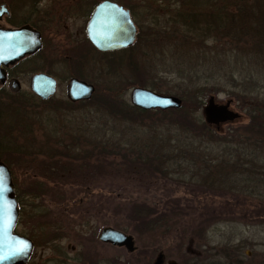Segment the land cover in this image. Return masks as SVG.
I'll return each mask as SVG.
<instances>
[{"label":"rangeland","instance_id":"1","mask_svg":"<svg viewBox=\"0 0 264 264\" xmlns=\"http://www.w3.org/2000/svg\"><path fill=\"white\" fill-rule=\"evenodd\" d=\"M116 1L130 9L140 39L124 51L122 64L87 66V82L96 91L90 101L71 105L60 78L55 95L42 102L29 90L28 77L21 80L18 95L0 99L11 112L17 109L13 121L7 124L4 118L9 132L1 135L6 138L11 132L8 139L17 142L16 148L30 152L15 157L13 165L8 155H0L9 164L20 208L15 232L34 245L28 264H73L72 256L79 257L77 264H85L89 254L93 259L87 264H153L158 254L175 264H198L205 258L222 262L224 257L231 264H264V31H243L241 40L233 43L229 31L216 32L210 21L209 30L202 31L198 19H210L218 10L230 17L231 9L237 18L261 23L264 0ZM181 14L193 15L198 24L197 30L184 31L186 37L180 31L188 28L171 29ZM130 54L134 63H128ZM198 85L202 104L201 94L193 90L185 100L177 95ZM134 88L177 97L183 100L181 108L135 114L134 122L94 110L100 99L132 108ZM210 97L218 105L230 102L229 110L241 117L218 130L211 128L219 139L205 144L207 151L201 149L202 155L209 154L204 157L208 161L198 160L195 155L201 157V151H190L188 143L202 142L186 130L199 135L197 126L204 123L202 109ZM53 126L57 139L66 145L72 137L84 136L80 157L87 156L90 146L93 157L73 163L66 158L43 159L53 145L44 129ZM220 139L226 142L221 144ZM222 145L234 149L230 158ZM155 155L165 156L160 164L171 162L166 172L131 166ZM204 172L219 184L201 185ZM222 193L238 195L251 207L212 210ZM145 221L148 228L138 236L132 228ZM106 227L133 237L135 253L100 245L97 237Z\"/></svg>","mask_w":264,"mask_h":264},{"label":"flooded vegetation","instance_id":"2","mask_svg":"<svg viewBox=\"0 0 264 264\" xmlns=\"http://www.w3.org/2000/svg\"><path fill=\"white\" fill-rule=\"evenodd\" d=\"M103 3L113 4L129 14L135 28L130 46L102 51L92 45L88 37V24L94 11ZM133 18L130 9L116 0H0V49H4L6 60L4 65L0 63V99L18 95L21 92V80L28 77L30 86L31 79L37 75L51 78L55 83V93L60 78L66 87L73 80L92 85L87 82L85 73L89 64L99 62L118 66L123 63L121 56L124 51L134 48L140 39V31ZM105 33L106 30H102L103 40L107 42ZM59 70L63 75L60 76ZM13 83L16 84V91L11 89ZM88 101L69 103L76 105ZM5 132L9 130H4L3 134ZM11 134L10 132L9 136ZM16 144L17 142L9 143L10 149L6 153L11 161L17 156L30 154L29 151L24 154L18 150ZM9 163L14 164L13 161ZM5 165L12 179L8 162ZM97 242L108 245L101 243L98 237ZM92 259L89 254L84 258V263L87 264ZM78 260L79 257L69 258V262L73 264H77ZM116 264L121 263L116 261ZM162 264H168L164 257Z\"/></svg>","mask_w":264,"mask_h":264},{"label":"water","instance_id":"3","mask_svg":"<svg viewBox=\"0 0 264 264\" xmlns=\"http://www.w3.org/2000/svg\"><path fill=\"white\" fill-rule=\"evenodd\" d=\"M102 30H106L103 40ZM135 28L127 12L110 3L101 4L93 13L88 24V37L92 45L102 51L126 48L133 43ZM4 49H0V63L4 60ZM7 59V58H6ZM15 83L11 89L16 91ZM31 92L40 100H47L55 93L54 81L44 75L34 76L30 81ZM94 93L92 85L71 81L67 85L66 95L70 102L90 100ZM130 105L143 111L178 110L182 101L174 96H162L149 90L135 88L130 93ZM229 102L218 105L210 97L203 107L204 121L209 126L233 122L239 118L237 113L229 110ZM0 209L3 210V224L0 226V244L2 257L0 264H27L33 245L27 238L17 235L15 227L18 221V207L11 176L7 167L0 161ZM99 241L113 247L124 248L128 253L135 251L133 238L110 227L103 228ZM162 254H158L153 264H162ZM168 264H175L169 262Z\"/></svg>","mask_w":264,"mask_h":264},{"label":"trees","instance_id":"4","mask_svg":"<svg viewBox=\"0 0 264 264\" xmlns=\"http://www.w3.org/2000/svg\"><path fill=\"white\" fill-rule=\"evenodd\" d=\"M181 12H182V10H181ZM227 12H229L228 15L231 14L230 17L227 16V14L225 13V10H218V11H215L214 13H212V17L210 19L208 17L203 18V16H202V19L198 18L199 19V26L204 28L202 31L209 30L206 28L210 27L211 26L210 23H211L216 28V30H217L216 32H218V33L219 32L222 33L223 31H229L230 33L228 36L233 43L235 40H236L235 43H238L241 40V37H239V33H242L243 31H264V20L261 23H259L257 21H248L249 17H246V18L238 17L237 18L234 14H232L231 9L227 10ZM188 16L189 15H184V14L179 15L178 18H180V20L178 22L174 23V25L171 27L172 31H179L185 27L188 29L180 31V33L184 34V31L190 30L189 28H194L195 30H197L198 24L193 21V19H192L193 15H191L189 17ZM208 21H210V23H208ZM214 21H216V22H214ZM232 30H235V31H232ZM190 31H192V30H190ZM185 34H186V32H185ZM185 34H184V37H186ZM132 58H133L132 54H130L128 56V60H130L128 63H134V60ZM112 78H115V77H112ZM187 89L188 90H186V91H179L177 95H179V97L181 99L185 100L189 95L188 91L193 90L194 94H196V95L201 94V97L198 96V98H201L200 104H202V100H203L204 96L202 97V93H201L202 91L200 89V86L198 85V86L187 88ZM203 90H205V88ZM95 93H96V91H95ZM89 103H91V102H89ZM91 105H92V103H91ZM93 105H95V107H96V108L93 107V108H95L94 109L95 111H100V112L102 111L106 114V116L108 115V116H111L117 120L125 121V122H134V121H136V120H133L134 119L133 116L135 114L141 115V114L146 113L145 111H141V110H138V109L133 108V107L130 109H124V108L116 105V103H114V102H111V101L110 102L109 101L104 102L101 99L98 100V103L93 104ZM9 107L10 106L6 107L4 104H0V115H1L0 116V155H1V157H2V155L6 154L9 151V149H10L9 143L12 144V142L15 141L14 139H8V137L4 138L1 135L3 133V131L6 130V128L4 127V125L2 123L4 121V118L7 119V124H8L9 122L13 121V119L15 117V115L13 113H17V109L12 110V112H13L12 113L10 110H8ZM127 111H131L132 113L131 112L129 113ZM45 120H46V123L49 121V119H47V117H45ZM182 123L188 124L189 122L186 123V122L182 121ZM197 127H200L199 135L192 133V131L191 132H189L188 130H186V131L188 132L189 135H192L193 137H197L199 142H202V143L195 144V142L190 141L188 143V145L191 146L190 151H193V149H194V151H198V150L201 151V155H200L201 157L195 155L196 158L199 160V159L204 158V157H206V158L209 157V154H206V153H205L206 155H202V150H201L202 148H203L204 152H205V150L207 151V149H205L204 145L205 144L210 145L211 143H217L219 138H217L216 133H214L212 131V129L210 127H208L205 123H201L200 126H197ZM44 131H46L45 138L47 135L48 138L52 139L53 145L50 146V148L52 149L51 152H49L46 155H41L43 157V159L53 160V158H66V160L68 162L73 163L72 160L80 162V161L87 159L88 156L91 158L93 157V153L95 150H92L90 145H87V146H90V148L88 147L89 152L86 153L87 156L85 158L80 157V153H79L80 150L79 149L82 146V141L85 140L84 136L72 137L71 141L69 142V145H66L64 141L57 139V137H56L57 128H55L54 126L52 127V129H50V130L44 129ZM78 131H81L83 133L87 132V130H81V129H79ZM261 131L263 132L264 130H261ZM9 134H8V136H9ZM47 142H48V139L45 140L46 147L49 146L47 144ZM222 142H224V141L222 139H220L221 144H222ZM224 143H223V145H224ZM12 147H13V145H12ZM75 150H78L79 154L78 153L76 154ZM223 150H225L224 151L225 156L230 158V155L233 154L232 150H234V149H232V147H229V149H227L226 146L225 147L223 146ZM91 151H92V153H91ZM195 154H197V153H195ZM164 157L165 156H161V158H157L156 155L154 156L153 159H150L149 157H144L142 160L137 159L136 162L135 161L131 162V166L137 165V167H139V166L143 167V168L147 167L149 170L156 172V173L166 172L165 167L166 166L168 167V165L171 164V162H169V160H168V162H166V163L163 162L160 164V159H162ZM192 157H194V156H192ZM210 157H214V156H210ZM2 158H4V157H2ZM5 158H6V155H5ZM155 158H157V159H155ZM206 158H204V159H206ZM5 160H3V161L5 162ZM206 160L208 161V159H206ZM215 160H216V158H215ZM207 161H204V162H207ZM210 161L212 162V160H210ZM210 161H209V163H211ZM5 163L7 164V162H5ZM77 166L78 165H74V167H77ZM158 166H160V168ZM162 167H164V169ZM50 170L51 171L55 170V167L51 168ZM74 170H76V168L71 169V171H74ZM205 170H206V168H205ZM203 174L206 175V172H204ZM205 175H204V180H203L201 185H206V184H208V182H210V185H213V186H216L217 184H219L218 181L214 180L215 178L211 179V176H209L208 174L206 176ZM237 197H239V196L234 195V194L222 193L218 197V199H215L214 207H212V210H214V211L223 210L226 212V211H234L235 209L247 210L251 207V203L249 201H243V200L238 199ZM17 201H18V199H17ZM146 222H148V221H145L139 227L136 226L138 229L132 228V231H134L138 236H140V232L142 231V228H148V224L145 225ZM117 229H121V228L117 227ZM147 231H151V230H147ZM223 259L225 261H228V263L225 262L224 260L222 262H219V261L208 262L207 258H205V259H203V261H199L198 264H223V263L231 264L229 262V258L224 257ZM182 264H197V263L193 262V261H187V262L184 261V262H182Z\"/></svg>","mask_w":264,"mask_h":264},{"label":"snow or ice","instance_id":"5","mask_svg":"<svg viewBox=\"0 0 264 264\" xmlns=\"http://www.w3.org/2000/svg\"><path fill=\"white\" fill-rule=\"evenodd\" d=\"M3 224V210L0 209V226H2ZM0 258H3L2 257V244H0Z\"/></svg>","mask_w":264,"mask_h":264}]
</instances>
